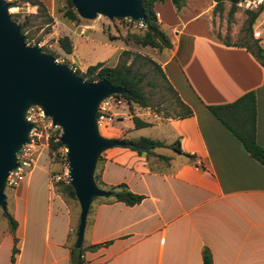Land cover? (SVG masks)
Segmentation results:
<instances>
[{
	"label": "crops",
	"instance_id": "obj_1",
	"mask_svg": "<svg viewBox=\"0 0 264 264\" xmlns=\"http://www.w3.org/2000/svg\"><path fill=\"white\" fill-rule=\"evenodd\" d=\"M214 5V0H184L178 11L171 0L153 5L170 46L152 58L191 114L144 117L148 112H135L149 123V138L166 145L178 142L180 152L170 146L154 149L169 158L162 172L150 171L144 157L123 146L100 153L97 165L104 188L124 183L143 198L133 205L110 197L93 199L82 247L98 246L83 251L82 264H202L205 249L212 264H264V166L205 107L253 91L255 141L264 149L263 69L240 46L247 37L237 40L244 10L234 11L227 22L228 2L221 1L220 12ZM259 25H264V9L251 30ZM259 33L260 39H253L264 46V34ZM69 56H74V45ZM132 129L140 128L130 120L127 132L112 136L131 139ZM36 163L8 190L6 209L17 223V252L10 260L13 236L4 227L0 264H70L75 258L78 213L54 189L46 156L42 166Z\"/></svg>",
	"mask_w": 264,
	"mask_h": 264
},
{
	"label": "water",
	"instance_id": "obj_2",
	"mask_svg": "<svg viewBox=\"0 0 264 264\" xmlns=\"http://www.w3.org/2000/svg\"><path fill=\"white\" fill-rule=\"evenodd\" d=\"M78 17L107 19L129 17L145 21L140 0H70ZM0 0V210L6 209L5 179L16 166L15 153L27 141L31 123L24 118L30 105L41 107L52 124L60 128L58 140L65 146L68 183L79 205L72 256L78 257L89 204L94 197H107L93 179L97 157L118 139L102 136L95 122L98 102L124 89L102 79L87 82L66 65L24 42L19 25Z\"/></svg>",
	"mask_w": 264,
	"mask_h": 264
},
{
	"label": "trees",
	"instance_id": "obj_3",
	"mask_svg": "<svg viewBox=\"0 0 264 264\" xmlns=\"http://www.w3.org/2000/svg\"><path fill=\"white\" fill-rule=\"evenodd\" d=\"M20 2L28 3L34 6L39 14L43 15V23L49 24L51 22V17L47 13V9L41 0H19ZM215 5L213 10L221 11V1L214 0ZM229 3V8L226 12V21L231 20L232 14L235 11V4L238 0H226ZM162 0H140L143 13L145 15L144 28H134L129 29L131 26H127L125 34L123 35V41H129L139 46H149L157 50L166 48L170 46V42L164 29L157 22L155 12L153 10V5L161 3ZM18 1H9V7L13 8L16 6ZM65 6L62 15L68 21H77L80 19L76 12L74 11L70 0H65ZM172 5L175 10H180L184 5V0H171ZM262 8L257 10H245V19L243 20L241 30L243 34L247 37V43L240 44L248 50L251 55L258 61L262 66L263 76H264V46L258 45L257 41L251 37V25L254 22L257 15L260 13ZM32 14L28 15L31 16ZM17 17L18 14H10V17ZM112 21H121V18H112ZM14 21V20H13ZM28 23V17L18 23L20 33L23 36L24 42L30 39V35L24 34L25 27ZM251 39V40H250ZM39 39H36L30 46L36 45ZM57 46L66 54L72 52L73 44L71 39L67 35H62L57 38ZM225 42V41H224ZM227 43V42H225ZM43 50L42 47H39ZM121 54L125 56L122 62L115 64L113 66L105 65L103 62H95L94 64L88 65L83 71L79 69H74L73 72L78 77L82 78L87 82H95L99 80H106L114 86H120L124 89L121 94H115V96L121 98L125 102V106L121 109L130 114V120L134 128H141L148 126L149 123L142 121L136 115L132 114L136 107H147V101L142 90L141 81L145 75L146 71H141L139 69L142 63H150L156 71L159 73L160 78L163 80L165 87L172 94L174 98V105L176 106V114L174 117L182 118L189 116L191 114L190 108L184 104L177 96L174 89L166 80L162 70L159 65L152 61L149 57L141 55L139 53H132L128 50H122ZM140 61V62H139ZM139 62V63H137ZM206 109L228 130L230 133L238 139L244 150L257 162L264 166V149L260 147L255 141V120H256V108H255V96L253 91H247L242 93L236 99L218 105H206ZM134 113V112H133ZM58 138L57 133L51 134L48 139V152L54 151L58 146L62 144L60 141L53 140ZM124 143L123 147H126L134 151L138 156L144 157L147 167L150 171L162 172L168 164V157L156 153L155 148L170 146L174 151L180 152L178 147V142L175 141L171 145H166L163 141L152 139L145 136H140L137 138H117ZM100 155L97 157L99 160ZM95 164V168H96ZM94 168V169H95ZM61 169L51 173V175H61ZM49 177H51L49 175ZM93 179L95 184L106 191H108L110 197L113 200L122 201L126 205H133L138 203L143 196L139 194L132 193L127 189L124 183H119L113 186L104 188V184L101 182L99 177V171L94 170ZM54 189L67 200H76L73 190L68 183L67 179H58L53 181ZM6 204V203H5ZM1 217H3L7 223V229L13 236V244L11 247L10 260L13 259V254L17 252L15 246L16 238L13 235L16 228V220L8 212L7 209L0 211ZM83 240L80 246V253L78 257L70 258V264H82L83 263V251L85 249H94L98 245H88L82 247ZM202 264H212L211 256L208 250H203L201 255Z\"/></svg>",
	"mask_w": 264,
	"mask_h": 264
},
{
	"label": "rangeland",
	"instance_id": "obj_4",
	"mask_svg": "<svg viewBox=\"0 0 264 264\" xmlns=\"http://www.w3.org/2000/svg\"><path fill=\"white\" fill-rule=\"evenodd\" d=\"M6 1L9 2L14 0ZM15 1H18V3L13 8L9 7L8 13L18 14L17 17L11 16V19L14 20V22L17 24L24 21L28 17V23L25 27L24 34L30 35L31 37L29 40H27L26 44L30 46L33 42L36 41V39H39L36 43V46L42 47V52L53 56L56 62L66 65L68 68H70L71 71H73L74 69L83 71L86 64L100 61L109 66L118 64L125 58V56L121 54L122 50H128L132 53H139L141 55L149 57L152 61H154L152 56L154 55L155 51H158L157 49L151 48L149 46L142 47L129 41H123V35L125 34V31L127 29V26H125L123 20L115 22L107 19L102 15H96L91 20L80 18L77 21H68L62 15L64 9L66 8L65 0H51L50 4H48L47 6L45 5L47 13L51 17V22L49 24H46L43 23V15L39 14L34 6H31L25 2H20L19 0ZM228 8L229 3L227 9ZM238 10H241V8L236 7L235 12ZM226 12L224 14L225 18ZM242 12V16L245 19V13L244 11ZM30 14L32 15L28 16ZM260 18L261 17L258 18L256 23H258ZM82 27L84 28V32L83 34H79V29ZM257 28L264 34V25H259L257 26ZM129 29L134 28L129 27ZM62 35H67L71 39L72 44L74 45L73 57L69 56V54L64 53L57 46V38ZM238 36V41H240L243 36L246 38L241 28L239 29ZM122 46L123 49L119 50ZM139 69L141 71H146L141 84L148 106L140 107L141 109L134 108L135 110L131 111V113L135 114V112H148L149 115L146 114V116L144 117H150L151 114H156L159 117L174 116L177 109L174 105V98L165 87V84L160 78L159 73L150 63H142ZM127 114L130 115L128 112ZM129 121L130 119L128 120V118L125 117L119 120L117 119L111 124H107L104 127H99L98 131L102 136L112 138V135H120L127 132V124L129 123ZM151 132L152 131L148 127L135 130L132 129L128 132V137H149ZM160 151H162V153L164 154L169 153V151L165 149H160ZM45 156L46 160L49 161L50 169L48 171V174L51 176L50 179H53L54 175H51V173L58 171V169H61L62 171L63 166L66 167V160L64 157L60 156L57 153H54L53 151L49 153L47 147L46 149H41L36 161L37 167H40L45 163ZM94 170L98 171L97 164ZM8 190L9 188L4 187L3 193L5 194L6 204L8 203L9 199ZM95 198L96 197H94L93 199ZM93 199L91 200L89 206L94 201ZM67 201L71 203L73 211L75 213H78L79 205L77 203V200ZM4 227H7V223L5 219L0 215V233L2 232V229Z\"/></svg>",
	"mask_w": 264,
	"mask_h": 264
},
{
	"label": "built area",
	"instance_id": "obj_5",
	"mask_svg": "<svg viewBox=\"0 0 264 264\" xmlns=\"http://www.w3.org/2000/svg\"><path fill=\"white\" fill-rule=\"evenodd\" d=\"M236 7L242 10H257L264 9V0H238ZM99 15V14H97ZM123 23L134 28H144V23L141 20H133L129 17H122ZM84 28L79 29V34H83ZM251 36L254 39H260L259 30H251ZM125 106V102L115 96V94L108 95L102 98L96 107L95 122L97 128L104 127L111 124L115 120L121 118H128L130 115L121 110ZM24 118L30 122L31 128L27 132V141L23 143L15 153L16 166L8 172L4 187L12 189L18 185L32 170L41 149L48 147V139L51 134L60 133V128L52 124L51 119L45 116L41 107L38 105H30L24 112ZM54 138L53 140H57ZM65 146H58L53 152L60 156H65ZM67 178L66 168L62 170L61 175H54L51 181Z\"/></svg>",
	"mask_w": 264,
	"mask_h": 264
}]
</instances>
